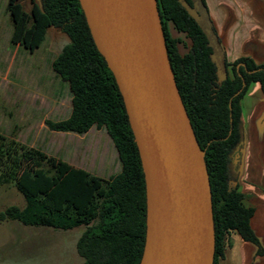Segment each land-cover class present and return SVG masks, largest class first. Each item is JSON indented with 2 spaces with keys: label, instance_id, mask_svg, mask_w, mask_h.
<instances>
[{
  "label": "trees",
  "instance_id": "trees-1",
  "mask_svg": "<svg viewBox=\"0 0 264 264\" xmlns=\"http://www.w3.org/2000/svg\"><path fill=\"white\" fill-rule=\"evenodd\" d=\"M169 60L201 147L212 190L216 247L214 264L224 257L228 237L264 246L251 226L255 209L244 203L237 182L244 145L241 100L254 82L264 95V63L251 57L229 61L205 0H157ZM11 41L33 51L50 27L70 41L52 62L69 84L72 111L61 120L47 119L51 130L87 132L106 128L119 154L121 169L105 178L50 155L0 131V185H14L23 207L10 205L0 220L71 229L85 225L77 241L84 264H140L146 239L145 174L123 96L105 57L98 50L80 0H40L27 11L9 0ZM190 39L180 51V37ZM240 66L238 67V65Z\"/></svg>",
  "mask_w": 264,
  "mask_h": 264
},
{
  "label": "water",
  "instance_id": "water-1",
  "mask_svg": "<svg viewBox=\"0 0 264 264\" xmlns=\"http://www.w3.org/2000/svg\"><path fill=\"white\" fill-rule=\"evenodd\" d=\"M80 3L123 96L145 174L146 239L140 264H214L206 152L177 86L157 0Z\"/></svg>",
  "mask_w": 264,
  "mask_h": 264
},
{
  "label": "rangeland",
  "instance_id": "rangeland-1",
  "mask_svg": "<svg viewBox=\"0 0 264 264\" xmlns=\"http://www.w3.org/2000/svg\"><path fill=\"white\" fill-rule=\"evenodd\" d=\"M8 1L0 0V131L101 177L119 172L118 150L106 128L93 126L79 134L47 126V119L61 120L72 111L69 84L52 66L70 38L50 27L42 44L33 51L14 44ZM21 2L30 11L40 0ZM171 32L182 39L180 51L186 52L190 39L172 25ZM25 204L24 195L14 185H0V211ZM84 230L85 225L61 229L0 220V264H84L77 250Z\"/></svg>",
  "mask_w": 264,
  "mask_h": 264
},
{
  "label": "crops",
  "instance_id": "crops-1",
  "mask_svg": "<svg viewBox=\"0 0 264 264\" xmlns=\"http://www.w3.org/2000/svg\"><path fill=\"white\" fill-rule=\"evenodd\" d=\"M229 61L251 57L264 63V0H205ZM244 145L238 158L237 182L244 203L255 209L251 226L264 246V95L254 82L241 100ZM218 264H264L258 247L238 233L228 237Z\"/></svg>",
  "mask_w": 264,
  "mask_h": 264
}]
</instances>
